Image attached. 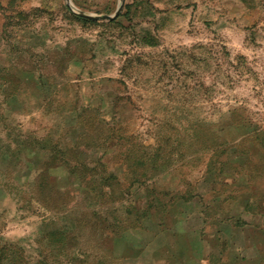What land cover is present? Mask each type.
I'll use <instances>...</instances> for the list:
<instances>
[{"label":"rangeland","instance_id":"1","mask_svg":"<svg viewBox=\"0 0 264 264\" xmlns=\"http://www.w3.org/2000/svg\"><path fill=\"white\" fill-rule=\"evenodd\" d=\"M216 179L264 195V0H0V264H118Z\"/></svg>","mask_w":264,"mask_h":264},{"label":"crops","instance_id":"2","mask_svg":"<svg viewBox=\"0 0 264 264\" xmlns=\"http://www.w3.org/2000/svg\"><path fill=\"white\" fill-rule=\"evenodd\" d=\"M213 183L226 188L176 202L122 233L118 264H264V195Z\"/></svg>","mask_w":264,"mask_h":264},{"label":"water","instance_id":"3","mask_svg":"<svg viewBox=\"0 0 264 264\" xmlns=\"http://www.w3.org/2000/svg\"><path fill=\"white\" fill-rule=\"evenodd\" d=\"M117 13H118V10L113 15L103 14V15H99L97 17L105 18V19H112L117 15Z\"/></svg>","mask_w":264,"mask_h":264},{"label":"trees","instance_id":"4","mask_svg":"<svg viewBox=\"0 0 264 264\" xmlns=\"http://www.w3.org/2000/svg\"><path fill=\"white\" fill-rule=\"evenodd\" d=\"M83 19V18H82ZM3 156H4V158H6L7 157V154H6V152H4L3 151ZM222 171V170H221Z\"/></svg>","mask_w":264,"mask_h":264}]
</instances>
